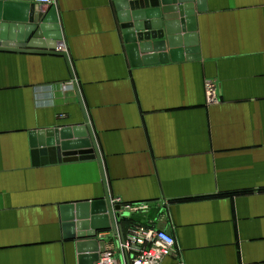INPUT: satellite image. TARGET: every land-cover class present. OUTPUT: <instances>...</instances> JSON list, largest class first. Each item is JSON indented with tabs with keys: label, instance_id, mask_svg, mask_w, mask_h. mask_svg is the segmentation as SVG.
<instances>
[{
	"label": "crops",
	"instance_id": "obj_1",
	"mask_svg": "<svg viewBox=\"0 0 264 264\" xmlns=\"http://www.w3.org/2000/svg\"><path fill=\"white\" fill-rule=\"evenodd\" d=\"M51 6L74 80L62 57L0 52V264H79L60 207L104 198L98 163L35 166L29 135L85 124L75 84L112 203H148L125 215L176 239L165 264H264V0H207L198 59L139 67L114 0ZM98 239L128 262L119 230Z\"/></svg>",
	"mask_w": 264,
	"mask_h": 264
},
{
	"label": "water",
	"instance_id": "obj_2",
	"mask_svg": "<svg viewBox=\"0 0 264 264\" xmlns=\"http://www.w3.org/2000/svg\"><path fill=\"white\" fill-rule=\"evenodd\" d=\"M114 1L132 66L166 63L169 58L172 61L199 58L196 12L207 11V0ZM58 23L55 6L44 13L37 5L0 0V52L62 57L74 80L68 54L58 50L57 42L63 39ZM75 88L85 124L32 131L30 145L35 166L97 161L104 198L60 207L64 238L75 243L79 264H94L106 245L103 240L100 246L99 235L107 231L118 235L119 230L121 243H125L123 223L129 218L121 205L112 203L100 150L76 84Z\"/></svg>",
	"mask_w": 264,
	"mask_h": 264
},
{
	"label": "built area",
	"instance_id": "obj_3",
	"mask_svg": "<svg viewBox=\"0 0 264 264\" xmlns=\"http://www.w3.org/2000/svg\"><path fill=\"white\" fill-rule=\"evenodd\" d=\"M42 9L54 3V0H34ZM206 101L208 105L219 102L217 86L214 81L206 83ZM114 203L121 205L125 213H144L150 209L148 203L125 204L120 199ZM176 239L166 230L149 227L138 222L128 229V237L125 243H121L119 249L130 254L129 264H165V260L174 254ZM95 264H121L116 251L113 248L105 249L99 254ZM128 264V262L126 263Z\"/></svg>",
	"mask_w": 264,
	"mask_h": 264
},
{
	"label": "trees",
	"instance_id": "obj_4",
	"mask_svg": "<svg viewBox=\"0 0 264 264\" xmlns=\"http://www.w3.org/2000/svg\"><path fill=\"white\" fill-rule=\"evenodd\" d=\"M134 223H136V221H133L132 218H129V220H128L127 222H125V225H126V227H128L127 225L130 224V226H131V225L134 224ZM130 226H129V227H130Z\"/></svg>",
	"mask_w": 264,
	"mask_h": 264
}]
</instances>
